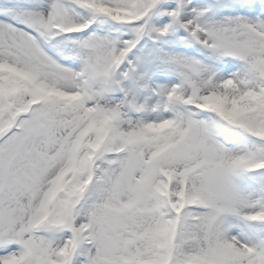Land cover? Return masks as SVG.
Listing matches in <instances>:
<instances>
[{"label": "snow or ice", "instance_id": "snow-or-ice-1", "mask_svg": "<svg viewBox=\"0 0 264 264\" xmlns=\"http://www.w3.org/2000/svg\"><path fill=\"white\" fill-rule=\"evenodd\" d=\"M0 264H264V0H0Z\"/></svg>", "mask_w": 264, "mask_h": 264}]
</instances>
